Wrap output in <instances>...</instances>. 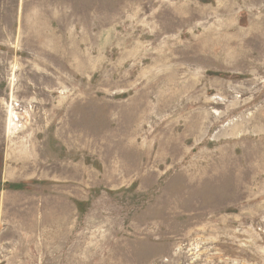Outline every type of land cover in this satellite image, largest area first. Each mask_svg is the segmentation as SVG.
I'll return each instance as SVG.
<instances>
[{"label": "rangeland", "instance_id": "rangeland-1", "mask_svg": "<svg viewBox=\"0 0 264 264\" xmlns=\"http://www.w3.org/2000/svg\"><path fill=\"white\" fill-rule=\"evenodd\" d=\"M0 264H264V0H0Z\"/></svg>", "mask_w": 264, "mask_h": 264}, {"label": "bare ground", "instance_id": "bare-ground-1", "mask_svg": "<svg viewBox=\"0 0 264 264\" xmlns=\"http://www.w3.org/2000/svg\"><path fill=\"white\" fill-rule=\"evenodd\" d=\"M12 114V113H11ZM13 120V119H12ZM12 120H10L9 122H10V124H12ZM13 122H14V120H13ZM14 124V123H13ZM14 126H16V124L14 125ZM11 127V126H10ZM16 128V127H15Z\"/></svg>", "mask_w": 264, "mask_h": 264}]
</instances>
